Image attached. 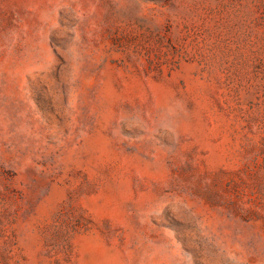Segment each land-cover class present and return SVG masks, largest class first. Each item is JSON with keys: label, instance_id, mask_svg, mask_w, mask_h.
Returning <instances> with one entry per match:
<instances>
[{"label": "rangeland", "instance_id": "rangeland-1", "mask_svg": "<svg viewBox=\"0 0 264 264\" xmlns=\"http://www.w3.org/2000/svg\"><path fill=\"white\" fill-rule=\"evenodd\" d=\"M0 264H264V0H0Z\"/></svg>", "mask_w": 264, "mask_h": 264}]
</instances>
